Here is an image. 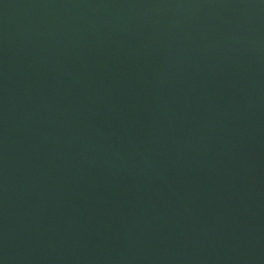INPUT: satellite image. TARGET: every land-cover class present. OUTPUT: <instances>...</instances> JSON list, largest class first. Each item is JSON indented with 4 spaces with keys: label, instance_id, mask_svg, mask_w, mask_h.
Returning <instances> with one entry per match:
<instances>
[{
    "label": "water",
    "instance_id": "1",
    "mask_svg": "<svg viewBox=\"0 0 264 264\" xmlns=\"http://www.w3.org/2000/svg\"><path fill=\"white\" fill-rule=\"evenodd\" d=\"M0 264H264V0H0Z\"/></svg>",
    "mask_w": 264,
    "mask_h": 264
}]
</instances>
